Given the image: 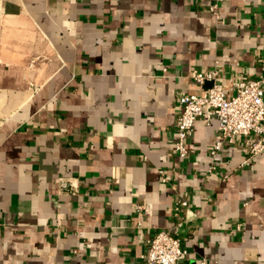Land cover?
<instances>
[{"label":"crops","instance_id":"obj_1","mask_svg":"<svg viewBox=\"0 0 264 264\" xmlns=\"http://www.w3.org/2000/svg\"><path fill=\"white\" fill-rule=\"evenodd\" d=\"M213 2L0 0V264H142L184 192L185 264H264V152L212 159L214 117L173 151L194 71L230 98L264 63V0H224L217 26Z\"/></svg>","mask_w":264,"mask_h":264},{"label":"built area","instance_id":"obj_2","mask_svg":"<svg viewBox=\"0 0 264 264\" xmlns=\"http://www.w3.org/2000/svg\"><path fill=\"white\" fill-rule=\"evenodd\" d=\"M224 0H214L208 6L212 23L217 26L221 22L220 5ZM217 62H215V65ZM218 70L215 66L207 73L194 71L192 79L203 86L212 82V86L199 94H183L177 99L178 115L175 121L176 137L173 145L174 154L183 159L188 155L187 140L192 135L193 125L199 118L207 121L213 117L218 121V139L209 150V156L214 159L225 146H230L238 139L243 140L247 157L244 163L255 161L264 152V63L261 73L251 80H236L233 82L234 94L226 98L224 87L215 84ZM219 164L214 161L208 168V173L217 170ZM224 178H227L225 175ZM161 181H168L163 173ZM59 191L68 195H76L78 183L75 179H59ZM189 207V193L184 192L177 197L172 205L173 227L160 230L146 241L147 251L143 255L142 264H185L189 258L188 251L183 248L179 231L185 225L181 211ZM143 208L137 206L134 210L135 228H142L141 217ZM243 224L236 225L234 231H240ZM142 236L139 235V239ZM198 264H207L200 259Z\"/></svg>","mask_w":264,"mask_h":264},{"label":"water","instance_id":"obj_3","mask_svg":"<svg viewBox=\"0 0 264 264\" xmlns=\"http://www.w3.org/2000/svg\"><path fill=\"white\" fill-rule=\"evenodd\" d=\"M212 86V82H208L204 85V89H208Z\"/></svg>","mask_w":264,"mask_h":264}]
</instances>
